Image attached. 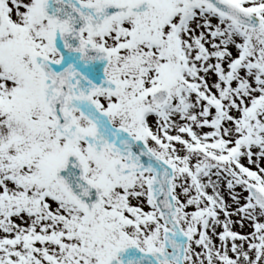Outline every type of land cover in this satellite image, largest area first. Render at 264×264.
Masks as SVG:
<instances>
[{"label": "snow or ice", "instance_id": "6c2138e0", "mask_svg": "<svg viewBox=\"0 0 264 264\" xmlns=\"http://www.w3.org/2000/svg\"><path fill=\"white\" fill-rule=\"evenodd\" d=\"M0 264H264V0H0Z\"/></svg>", "mask_w": 264, "mask_h": 264}]
</instances>
